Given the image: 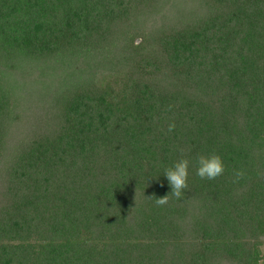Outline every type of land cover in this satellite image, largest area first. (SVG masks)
Returning <instances> with one entry per match:
<instances>
[{"label":"trees","instance_id":"1","mask_svg":"<svg viewBox=\"0 0 264 264\" xmlns=\"http://www.w3.org/2000/svg\"><path fill=\"white\" fill-rule=\"evenodd\" d=\"M0 264H264V0H0Z\"/></svg>","mask_w":264,"mask_h":264},{"label":"clouds","instance_id":"2","mask_svg":"<svg viewBox=\"0 0 264 264\" xmlns=\"http://www.w3.org/2000/svg\"><path fill=\"white\" fill-rule=\"evenodd\" d=\"M174 128V123L169 124L168 132H172ZM189 164L190 161L187 158L182 157L164 171V174L172 187L171 194L177 199H180L184 194V190L189 188ZM224 172L225 164L223 158L218 153L198 155L196 175L200 179L215 180L217 177L222 176ZM244 175L245 172L243 169L235 170L233 174V183L241 180ZM155 202L158 206L167 204L168 195L156 198Z\"/></svg>","mask_w":264,"mask_h":264}]
</instances>
